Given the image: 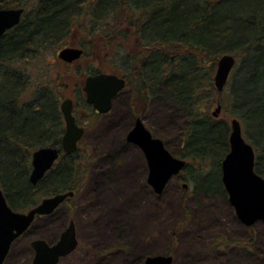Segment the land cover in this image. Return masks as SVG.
Masks as SVG:
<instances>
[{
	"label": "trees",
	"instance_id": "16d2710c",
	"mask_svg": "<svg viewBox=\"0 0 264 264\" xmlns=\"http://www.w3.org/2000/svg\"><path fill=\"white\" fill-rule=\"evenodd\" d=\"M86 2L0 0V8L24 9L21 22L0 39V188L14 210L36 206L42 193L45 198L77 191L86 182L78 154L61 151L43 179L37 185L30 182L33 152L41 146L61 149L64 117L57 90L44 83L36 86L28 66L69 35ZM89 15L91 24L98 25L90 36L100 34L105 45L135 38L137 52H130V59L141 64L125 69L134 102L147 112L152 99L170 98L185 113L187 127L178 151L189 159L184 171L190 169L196 191L204 176L215 186L205 193L226 199L221 165L230 150V125L201 112L198 103L210 92L220 96L214 83L218 60L234 54L238 63L229 78L227 105L244 124L256 152L255 169L264 176V0H93ZM120 25V31L111 30ZM207 164L210 170L204 168ZM186 211L182 207L181 213ZM179 225L172 228V245L182 229ZM253 242L234 246L249 252ZM216 243L212 249L220 250Z\"/></svg>",
	"mask_w": 264,
	"mask_h": 264
},
{
	"label": "rangeland",
	"instance_id": "374dc122",
	"mask_svg": "<svg viewBox=\"0 0 264 264\" xmlns=\"http://www.w3.org/2000/svg\"><path fill=\"white\" fill-rule=\"evenodd\" d=\"M91 1L87 0L84 12L76 18L69 35L50 45L28 65L34 71L30 70L31 80L36 86L44 83L57 90L59 107L64 99L81 97V90H76L84 87L87 78L85 58L81 56L74 63H67L58 56L61 49L88 46V71L95 69L124 77L128 72L126 68L141 64L140 60L136 63L137 60L130 59V52H137L133 36L124 44L115 42L108 46L100 34L90 36L92 27L98 28L97 24H91V15L88 16ZM123 27L107 30L120 31ZM128 83L114 99L113 110L107 116H94L89 107L78 113L88 126L82 140V147L88 148L87 156L80 160L84 172L88 167L86 182L74 197L59 205L54 214L36 217L28 231L13 242L4 264H32L35 251L31 242L43 238L56 243L71 220L76 224L79 244L59 264H144L147 257L155 255H171L175 257L173 264H264V222L258 221L250 228L242 224L228 199L218 193H205L215 190L208 178L203 176L198 181L196 191L193 174L186 169L181 179L169 181L162 194L147 186L144 153L127 140L137 117H141L152 134L162 139L168 150L179 158H183L178 151L187 118L170 98L166 102L152 99L148 111L144 112L142 106L134 102L133 85ZM227 87L228 83L218 98L213 97V92L207 99L203 96L198 105L201 112L208 111L213 116L220 103L221 111L213 117L227 120L231 130L235 115L227 105ZM130 102L134 105L132 109ZM79 106L84 107L81 99ZM242 125L244 137L253 145ZM194 166L198 167V163ZM204 168L210 170L211 166L207 164ZM197 170L201 171L200 167ZM184 183L188 187H184ZM41 195L40 201L46 196ZM182 207L189 212L181 213ZM178 222L182 229L172 245V228ZM250 239L254 240L249 246L251 257L238 251L234 253V242L244 243ZM221 240L230 245L223 246ZM214 241L221 244L222 247L215 244L220 250L212 249Z\"/></svg>",
	"mask_w": 264,
	"mask_h": 264
},
{
	"label": "water",
	"instance_id": "95a60500",
	"mask_svg": "<svg viewBox=\"0 0 264 264\" xmlns=\"http://www.w3.org/2000/svg\"><path fill=\"white\" fill-rule=\"evenodd\" d=\"M23 8H0V39L10 29L21 22ZM82 48L67 47L61 49L58 56L67 63L79 59ZM234 54L222 55L217 64L214 83L218 92H223L230 75L236 66ZM126 86V79L117 74L98 72L86 78L84 90L88 92V103L101 114L108 113L113 106L114 98ZM221 104L213 112L217 117ZM61 112L65 121L61 149L54 146H41L33 152L30 182L37 185L46 173L55 165L60 151L73 154L78 148V141L84 135V128L76 123L73 114V99H64ZM127 140L142 149L147 159L149 173L147 181L157 194H162L169 181L177 176L186 166L187 161L173 155L162 139L155 137L144 124L141 117L136 119L129 131ZM230 150L222 160V183L228 194L238 219L246 226H253L258 221L264 222V176L255 169L256 152L254 146L246 140L241 121L234 117L231 120L229 137ZM184 187L188 184L184 183ZM74 191L58 193L42 199L28 211L14 210L0 188V264H4L13 242L23 235L37 216L52 214ZM79 244L76 224L71 220L61 233L56 243L37 238L31 242L35 251L32 264H59L62 258L74 252ZM144 264H173L171 255L147 257Z\"/></svg>",
	"mask_w": 264,
	"mask_h": 264
},
{
	"label": "flooded vegetation",
	"instance_id": "af4514ba",
	"mask_svg": "<svg viewBox=\"0 0 264 264\" xmlns=\"http://www.w3.org/2000/svg\"><path fill=\"white\" fill-rule=\"evenodd\" d=\"M80 48H82V47H80ZM84 52H83V55H82V57H84L85 58V61H86V68H85V70H86V75H87V77H88V46H86L84 49ZM81 57V58H82ZM76 61V60H75ZM75 61H73V62H71L70 64H72V63H74ZM121 77V76H120ZM123 77V76H122ZM124 78L126 79V82L128 83V79L124 76ZM81 90V92H79ZM76 91H78L79 93H81V97H83L84 98V107H80L79 105H80V98L81 97H78V96H75L74 98H72L73 99V114H74V116H75V118H76V123L80 126V127H83L84 128V135H83V137L80 139V141H78V148H77V150L75 151V153H77L78 154V156L80 157V160H82L81 159V157L82 156H87V151H88V148H86V147H82V140H83V138H84V136L86 135V133H87V131H88V126H87V123H83L82 122V120H81V117H79V115H78V113L80 114V111H83V109L82 108H86V109H88V107L89 108H91V110L94 112V116H97V115H101V116H107L108 114H110L111 112H112V110H113V106H112V109L108 112V113H106V114H101V113H99L98 111H97V109H95L94 108V106L93 105H90V104H88V92H86L85 90H84V87L83 88H80V87H78L77 88V90ZM131 103V102H130ZM132 104V103H131ZM96 114V115H95ZM138 118V117H137ZM65 130V129H64ZM63 133H64V131H63ZM144 153V152H143ZM89 154V153H88ZM144 157H145V155H144ZM145 160H146V163H147V159H146V157H145ZM93 161V160H92ZM81 166H83V164L81 163L80 164ZM147 168H148V173H149V167H148V163H147ZM85 170H86V173H89L88 172V167H87V169L86 168H84ZM90 174H91V172H90ZM182 174H183V170L177 175V176H175L174 178H176L177 180H179V179H181V177H182ZM90 176V175H89ZM147 178H148V176H147ZM147 178H146V181H147ZM173 179V178H172ZM88 181H89V178H88ZM147 186H150L149 185V183H148V181H147ZM151 187V186H150ZM152 188V187H151ZM153 189V188H152ZM79 190H77V191H74V195L72 196V197H74L76 194H77V192H78ZM154 191V190H153ZM155 192V191H154ZM156 193V192H155ZM71 197V198H72ZM44 216H48V215H44ZM77 237H78V234H77ZM174 260H175V257H174ZM174 262V261H173Z\"/></svg>",
	"mask_w": 264,
	"mask_h": 264
},
{
	"label": "crops",
	"instance_id": "0c3cea01",
	"mask_svg": "<svg viewBox=\"0 0 264 264\" xmlns=\"http://www.w3.org/2000/svg\"><path fill=\"white\" fill-rule=\"evenodd\" d=\"M232 250L234 251V253L236 252V251H238V254H241V252L243 253V255H245V256H249V257H251L252 256V254H251V251H249V252H243V251H241L240 249H238V248H236V247H233L232 248Z\"/></svg>",
	"mask_w": 264,
	"mask_h": 264
}]
</instances>
